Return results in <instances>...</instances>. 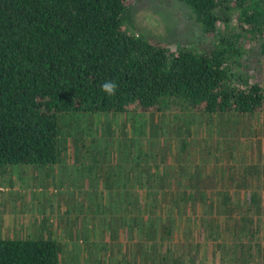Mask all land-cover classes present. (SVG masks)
<instances>
[{
    "label": "trees",
    "instance_id": "trees-1",
    "mask_svg": "<svg viewBox=\"0 0 264 264\" xmlns=\"http://www.w3.org/2000/svg\"><path fill=\"white\" fill-rule=\"evenodd\" d=\"M132 1L0 0V167L56 163L67 114L163 111L175 102L217 118L264 112V82L243 73L248 41L259 40L264 56V0H180L215 38L207 50L139 36L128 25ZM105 81L117 84L114 96L102 91ZM249 168L181 167L176 189H185L174 199L182 208L218 203L250 244L246 264L258 259L264 230V183L249 184ZM216 222L206 230L212 239ZM0 264L62 263L53 239L0 235Z\"/></svg>",
    "mask_w": 264,
    "mask_h": 264
},
{
    "label": "rangeland",
    "instance_id": "rangeland-1",
    "mask_svg": "<svg viewBox=\"0 0 264 264\" xmlns=\"http://www.w3.org/2000/svg\"><path fill=\"white\" fill-rule=\"evenodd\" d=\"M128 17L136 34L173 50L215 41L180 0H133ZM248 44L243 73L264 82L260 41ZM63 123L56 163L0 167L2 237L53 239L62 264H246L250 244L218 203L182 208L174 199L185 189H176L185 181L179 169L197 163L212 173L248 164L247 182L263 184L264 112L217 118L175 102L163 111L67 114ZM212 217L214 239L206 231ZM261 229L258 259L247 264H264Z\"/></svg>",
    "mask_w": 264,
    "mask_h": 264
},
{
    "label": "clouds",
    "instance_id": "clouds-1",
    "mask_svg": "<svg viewBox=\"0 0 264 264\" xmlns=\"http://www.w3.org/2000/svg\"><path fill=\"white\" fill-rule=\"evenodd\" d=\"M117 84L114 81H105L101 85L102 91L108 96H114L116 92Z\"/></svg>",
    "mask_w": 264,
    "mask_h": 264
},
{
    "label": "crops",
    "instance_id": "crops-1",
    "mask_svg": "<svg viewBox=\"0 0 264 264\" xmlns=\"http://www.w3.org/2000/svg\"><path fill=\"white\" fill-rule=\"evenodd\" d=\"M125 191H128V189L127 190H125ZM125 193V192H124Z\"/></svg>",
    "mask_w": 264,
    "mask_h": 264
}]
</instances>
